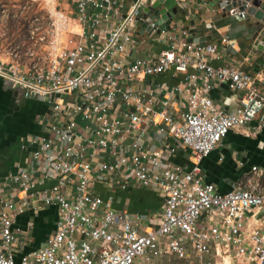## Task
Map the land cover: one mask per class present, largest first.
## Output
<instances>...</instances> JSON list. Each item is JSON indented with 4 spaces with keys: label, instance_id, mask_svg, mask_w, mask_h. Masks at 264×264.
Here are the masks:
<instances>
[{
    "label": "built area",
    "instance_id": "1",
    "mask_svg": "<svg viewBox=\"0 0 264 264\" xmlns=\"http://www.w3.org/2000/svg\"><path fill=\"white\" fill-rule=\"evenodd\" d=\"M126 1L72 0L32 60L0 57V78L50 107L44 133L22 144L27 159L0 183V264H264V168L252 166L227 192L202 172L231 130H264L256 76L213 64L234 40L201 44L187 29L157 33L166 47L138 57L145 0L124 11ZM171 72L174 85L164 80ZM217 84L241 94L235 111L212 98ZM180 150L190 165L173 162ZM137 187L159 190L160 213L105 197ZM51 207L54 231L29 249L35 221L24 231L17 217Z\"/></svg>",
    "mask_w": 264,
    "mask_h": 264
},
{
    "label": "crops",
    "instance_id": "2",
    "mask_svg": "<svg viewBox=\"0 0 264 264\" xmlns=\"http://www.w3.org/2000/svg\"><path fill=\"white\" fill-rule=\"evenodd\" d=\"M132 0L126 1V11ZM72 0L63 1L65 9L70 7ZM178 4L179 12L173 16L172 28L187 29L189 40L201 44L216 43L220 45L222 38L228 37L236 42V48L226 47L221 59L213 61L214 65L230 63L241 64L242 68L257 78V84L264 92V60L253 48L252 32L255 22L236 14L223 15L221 9L213 7L208 0H186ZM122 12L115 20V26L121 21ZM212 24L208 29L207 24ZM140 27L137 26L139 32ZM140 45L138 57H152L166 47L158 42V34H139ZM144 54V55H142ZM165 81L175 84L172 72L166 74ZM212 98L228 112L235 111L240 104L241 94L230 90L225 84H217L211 93ZM50 107L40 98H26L22 91L10 82L0 78V183L9 174H14L19 165L24 163L29 150L22 148L23 142L33 136L44 133L43 117ZM255 125V122L252 126ZM249 128L231 130L221 141V144L202 162V172L205 180L218 185L220 192H227L232 184L248 172L252 166L264 168V130L255 134L249 133ZM155 144L160 141L154 137ZM173 162L180 165H190L188 151L180 150L173 157ZM111 196L113 204L123 210L141 212L151 216L160 213L163 208V198L158 189L131 188L126 191L116 189L110 193L105 191V197ZM30 220L35 221L33 231H27L26 237L31 238L29 249L44 244L55 228L56 209L54 207L40 209L37 214L28 212L17 217L16 225L27 230Z\"/></svg>",
    "mask_w": 264,
    "mask_h": 264
},
{
    "label": "rangeland",
    "instance_id": "3",
    "mask_svg": "<svg viewBox=\"0 0 264 264\" xmlns=\"http://www.w3.org/2000/svg\"><path fill=\"white\" fill-rule=\"evenodd\" d=\"M63 1L0 0V57L9 53L27 63L43 51L56 14L66 11Z\"/></svg>",
    "mask_w": 264,
    "mask_h": 264
},
{
    "label": "water",
    "instance_id": "4",
    "mask_svg": "<svg viewBox=\"0 0 264 264\" xmlns=\"http://www.w3.org/2000/svg\"><path fill=\"white\" fill-rule=\"evenodd\" d=\"M136 1V0H134ZM186 3V0H145L141 7V16L137 20L140 27L139 34L145 32L152 34L154 32L168 31L172 27L173 16L178 14V4ZM213 7L222 10L223 15L236 14L245 11L249 20L255 22L252 32L253 48L257 54L264 60V0H208ZM159 27L155 31L154 27ZM260 214L259 216H262ZM48 236V235H47ZM40 247V246H39ZM38 248V247H36Z\"/></svg>",
    "mask_w": 264,
    "mask_h": 264
}]
</instances>
